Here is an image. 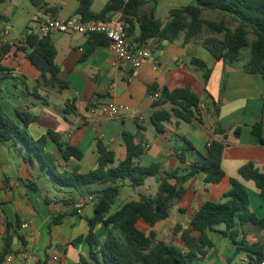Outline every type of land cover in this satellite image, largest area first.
<instances>
[{"label":"crops","instance_id":"obj_1","mask_svg":"<svg viewBox=\"0 0 264 264\" xmlns=\"http://www.w3.org/2000/svg\"><path fill=\"white\" fill-rule=\"evenodd\" d=\"M109 1L93 0L92 11L101 12ZM146 1L143 10L150 12L154 9L155 16L165 23L169 20L170 10L193 4L192 0H159L157 4L153 0ZM44 2L42 6L34 5L32 0H5L0 3V13L8 18L0 24V33L11 28L6 43L0 40V53L8 50L0 57V103L9 117L22 124L18 113L30 115L32 123L28 131L36 139L50 130L60 133L64 141L83 151L82 161L71 162L79 164L83 173L96 168L98 142H103L115 152L117 162L126 158V145L122 138L124 130L131 132L136 144L144 148L137 160L141 165L159 163L168 172L190 166L199 159L198 153L192 151L186 155V164L181 163L178 154L184 146L182 136L202 155L206 154L212 141L226 143L222 158L225 177L217 184H206L203 174L192 177L185 184L184 197L171 208V215L178 219L177 224L170 222L171 215L154 227L140 220L138 227L146 234L155 231L157 240L177 244L178 236L174 231H161L163 227L172 224L173 230L177 225L188 228L205 202L226 200L225 194L231 189L232 178L245 184L251 212L264 218V198L259 189L252 185L253 181H245L239 176V169L247 163H254L264 170V143L253 134L254 126L262 123L264 139V76L247 71L250 50L244 53L243 49L242 59L231 65L217 60L199 40L184 44L183 37H180L172 43H160L155 38L148 41L147 47L159 69L154 68L153 62L134 69L126 63L115 65V56L108 44L88 53L91 37L54 33L50 38L57 50L56 63L61 68V78L67 83V88L59 90L38 84L42 71L29 59L31 49L21 48L27 47L25 40L31 32L38 34L39 25L44 20L78 15L79 0ZM50 9H54V14ZM121 15L117 14L116 18ZM203 17L219 20L222 15L204 11ZM139 34V24L134 21L130 35L132 44ZM195 59L204 62L206 68L195 64ZM207 70L210 77L205 83ZM178 88H188L199 98L200 114L191 122L173 118L165 122L164 131L159 132L152 122V115L162 109L171 111L172 105L153 103L149 94ZM110 103L128 106L137 114H123L114 120L96 114L98 105ZM217 130L225 132L219 134ZM238 130L240 134H237ZM46 149L60 155L57 145L51 140ZM60 164L62 168L67 166L62 161ZM40 173L39 163H26L16 146L11 142H0V253L4 238L9 236L13 240L14 253L7 264H81L83 257H90L86 237L90 229L88 221L94 216L93 199L88 195H77L78 211L69 215L61 225L49 228L56 215L72 212L73 207L62 202L72 193L56 186L49 176H41ZM129 185L127 182L125 187L133 189L132 193L126 194L119 203L116 201L111 213L130 201L139 200L140 194L153 196L158 190L155 178L148 179L140 187L145 188L144 191L137 192ZM18 221L20 227L17 226ZM25 224L28 227H24ZM222 230L216 229L210 237L214 242V235L222 236L227 249L221 251L214 243L208 255L195 264H224L234 255L236 246L221 234ZM246 231L250 243L264 239V233L253 226H247ZM96 234L104 239L107 231L103 225H98ZM235 262L248 264L247 253L239 254Z\"/></svg>","mask_w":264,"mask_h":264},{"label":"trees","instance_id":"obj_2","mask_svg":"<svg viewBox=\"0 0 264 264\" xmlns=\"http://www.w3.org/2000/svg\"><path fill=\"white\" fill-rule=\"evenodd\" d=\"M4 1L0 0V3ZM153 1L157 4L159 0ZM192 1L193 4L189 6L170 10L167 23L155 16L154 9L150 12L143 10L146 0H110L99 13L92 11L93 0H79L77 14L84 20H103L116 18L121 13L119 20L125 24L129 36L133 32L134 21L139 24L140 34L135 39V45L139 47L147 46L148 41L155 38L160 43H172L180 37H183L184 44L199 40L217 60L231 65L242 59L243 49L249 48L251 57L247 71L264 76V0ZM32 2L36 6L45 4L44 0ZM204 11L217 12L222 18L205 19ZM50 12L54 14L55 11L50 9ZM7 20L0 13V24ZM90 37L91 49L88 53L108 44L104 35L93 34ZM25 44L27 47L21 49H31L28 57L42 71L38 84L57 87L59 90L67 88V83L61 78V68L56 63L57 50L50 36L40 38L31 32ZM6 52L8 50L4 49L0 57ZM193 62L203 69L206 68L205 63L198 59ZM209 77L210 71L207 70L204 74L205 83ZM38 97L43 100L42 96ZM158 102L160 106L172 105L171 111L162 109L152 115V122L159 132H163L164 123L173 118L191 122L200 114V100L188 88L173 91L163 89ZM18 114L22 124L9 117L0 103V142H11L18 148L26 163H39L41 176H49L56 186L72 193L70 197L62 200L65 206L73 207L72 212L56 215L49 228L61 225L69 215L78 211L77 195H88L93 199L94 216L88 221L90 229L86 237L90 246V257H83L81 264H195L214 248L210 233L216 231V226L219 225L225 226L221 234L236 246L234 255L224 264H239L235 261L242 252L247 253L248 264L264 263V239L250 243L246 231V227L250 225L264 233V218L251 212L247 187L237 178L231 179V189L225 194L224 202H205L188 228L182 225L175 227L177 244L157 240L155 231L146 234L138 227L140 220L154 227L168 219L173 204L184 197L185 184L192 177L203 174L206 184L221 182L225 177L222 158L226 143L214 140L207 146L206 154L202 155L182 136L184 146L178 154L181 163L186 164V155L192 151L198 153L199 159L190 166L168 172L159 163L141 165L137 160L143 154L144 148L136 144L135 136L131 132L124 130L122 138L126 145V158L117 162L115 152L103 142H98L96 168L83 173L79 164L71 163L73 160H83L84 153L81 149L70 145L63 140L60 133L52 130L41 138L32 137L28 131L32 123L31 116L22 112ZM216 132L222 134L225 131ZM237 134H240V130ZM253 134L264 143L262 123L254 126ZM49 140L57 145L59 156L47 151ZM61 161L67 163V166L62 168ZM239 176L245 181H253L264 198V170L256 167L254 163H247L239 169ZM150 178H155L158 183L155 195L140 194L139 200L130 201L111 213L127 182L130 187L137 189L144 186ZM98 225H103L107 231L104 239L98 238L96 234ZM17 226L20 227V221ZM19 238L23 239L20 236ZM80 240L82 238L78 241ZM12 245V238L5 237L0 264H7L8 257L14 253Z\"/></svg>","mask_w":264,"mask_h":264},{"label":"built area","instance_id":"obj_3","mask_svg":"<svg viewBox=\"0 0 264 264\" xmlns=\"http://www.w3.org/2000/svg\"><path fill=\"white\" fill-rule=\"evenodd\" d=\"M11 28H6L0 33V40L6 43ZM54 33L79 34L90 37L93 34L104 35L108 42V47L115 56V65L129 64L132 68L138 69L153 62L155 69H159V64L153 61L151 51L147 46H137L132 44L125 24L119 18L103 20H84L81 15H75L66 19L49 18L40 23L38 36L44 38ZM161 98V93L154 92L149 94V99L155 103ZM96 114L114 120L123 114L136 115V111L128 106L117 105L114 103L100 104L95 109ZM24 227H28L25 224ZM11 258L8 257L7 261ZM264 264V263H263Z\"/></svg>","mask_w":264,"mask_h":264},{"label":"rangeland","instance_id":"obj_4","mask_svg":"<svg viewBox=\"0 0 264 264\" xmlns=\"http://www.w3.org/2000/svg\"><path fill=\"white\" fill-rule=\"evenodd\" d=\"M164 1H165V0H164ZM35 25H36V23L33 24L34 27H35ZM251 38H252V37H251ZM249 50H250L249 48H245V49H244V53H246V51H249ZM252 185H254V187H256L254 182H252ZM131 189H132V188H131ZM144 189H145V188H138V189H136V190H137V192H138V190L144 191ZM132 190H133V189H132ZM132 190H130V189L124 187V188L122 189V192H121L120 197H118V199H117V203H119V202H120V201L126 196V194H128V193H132V192H130V191H132ZM185 221H186V219H185ZM185 221H184V222H185ZM170 222H171L172 224H177L178 219L175 217L174 214L171 215V217H170ZM172 224H170V225H166L165 227H163V229H162L161 231H166L167 233H168L169 231H174V230H173V227H172ZM216 229H220V230L223 229V230H224V229H225V226H224V225H219V226H216ZM213 240H214V243H215V245L217 246V248H218L219 250H221V251H224V249L226 248V245H227L226 240H225V239L223 240V237H222V236L220 237V235H218V234L213 236ZM226 249H227V248H226Z\"/></svg>","mask_w":264,"mask_h":264}]
</instances>
